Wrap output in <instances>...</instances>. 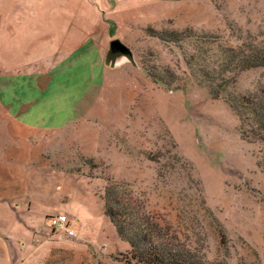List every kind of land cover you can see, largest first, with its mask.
I'll list each match as a JSON object with an SVG mask.
<instances>
[{
    "label": "rangeland",
    "instance_id": "obj_1",
    "mask_svg": "<svg viewBox=\"0 0 264 264\" xmlns=\"http://www.w3.org/2000/svg\"><path fill=\"white\" fill-rule=\"evenodd\" d=\"M241 46L264 51V0H0V264H149L156 246L264 264V133L199 83ZM227 78L264 97V67ZM105 198L152 246L119 235Z\"/></svg>",
    "mask_w": 264,
    "mask_h": 264
},
{
    "label": "trees",
    "instance_id": "obj_2",
    "mask_svg": "<svg viewBox=\"0 0 264 264\" xmlns=\"http://www.w3.org/2000/svg\"><path fill=\"white\" fill-rule=\"evenodd\" d=\"M148 32L152 37L174 44H180L182 41L196 35V32L192 29L183 32L155 30H148ZM206 35L207 36L204 37L215 38L212 34ZM258 48L253 46L223 47L218 52H214L213 55L210 56L213 58V71H211L212 73L207 72L202 74L199 78V83L207 87L209 94L214 99L224 98L231 110L240 117L244 123L249 124L254 132L264 133V97L261 98L259 95L242 96L235 92H231L229 88L234 83L235 78H227V75L233 73L237 75L239 72L245 70L264 67V51ZM200 53L202 54V51H200ZM203 58L204 56L202 55L198 59ZM191 64L193 65L192 62ZM207 66L209 67L208 64ZM115 188L110 187V189ZM105 201L106 214L116 227L119 235L123 237L125 241L133 247L135 246L137 249H140L141 242H146L152 246L151 239L153 235H148L144 225L141 227L138 223L132 222L131 226L128 223L129 220H120L119 214L114 212V209L110 205L111 199L105 198ZM131 214L134 213L131 212ZM155 248H157V246ZM155 248L153 250L147 249V254L150 255L148 259L149 264H189L188 260L183 258L180 254L176 255L165 252L166 255H164ZM140 251L143 253L144 250L140 249Z\"/></svg>",
    "mask_w": 264,
    "mask_h": 264
},
{
    "label": "built area",
    "instance_id": "obj_3",
    "mask_svg": "<svg viewBox=\"0 0 264 264\" xmlns=\"http://www.w3.org/2000/svg\"><path fill=\"white\" fill-rule=\"evenodd\" d=\"M69 220L66 216H59L54 220V227L59 231L65 233L67 236L73 235L72 228L68 225Z\"/></svg>",
    "mask_w": 264,
    "mask_h": 264
},
{
    "label": "water",
    "instance_id": "obj_4",
    "mask_svg": "<svg viewBox=\"0 0 264 264\" xmlns=\"http://www.w3.org/2000/svg\"><path fill=\"white\" fill-rule=\"evenodd\" d=\"M112 54L122 53L125 56L132 57V52L129 48H127L123 43H121L119 40L113 41L111 43V51Z\"/></svg>",
    "mask_w": 264,
    "mask_h": 264
},
{
    "label": "flooded vegetation",
    "instance_id": "obj_5",
    "mask_svg": "<svg viewBox=\"0 0 264 264\" xmlns=\"http://www.w3.org/2000/svg\"><path fill=\"white\" fill-rule=\"evenodd\" d=\"M116 56L118 57V55H117V54H115L113 57H116Z\"/></svg>",
    "mask_w": 264,
    "mask_h": 264
}]
</instances>
